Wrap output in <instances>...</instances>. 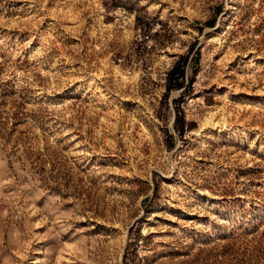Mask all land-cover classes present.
Instances as JSON below:
<instances>
[{
    "label": "rangeland",
    "instance_id": "obj_1",
    "mask_svg": "<svg viewBox=\"0 0 264 264\" xmlns=\"http://www.w3.org/2000/svg\"><path fill=\"white\" fill-rule=\"evenodd\" d=\"M0 264H264V0H0Z\"/></svg>",
    "mask_w": 264,
    "mask_h": 264
},
{
    "label": "trees",
    "instance_id": "obj_2",
    "mask_svg": "<svg viewBox=\"0 0 264 264\" xmlns=\"http://www.w3.org/2000/svg\"><path fill=\"white\" fill-rule=\"evenodd\" d=\"M184 57H181V59ZM180 60H177L175 64L169 69L167 73V90L172 88H181L182 83L178 81L183 77V70L179 67ZM180 69V70H179ZM174 80V81H173Z\"/></svg>",
    "mask_w": 264,
    "mask_h": 264
}]
</instances>
